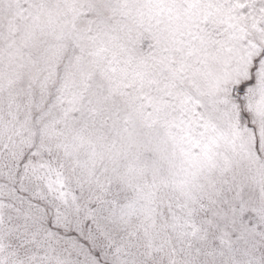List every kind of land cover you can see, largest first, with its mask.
I'll list each match as a JSON object with an SVG mask.
<instances>
[{"label": "snow or ice", "instance_id": "1", "mask_svg": "<svg viewBox=\"0 0 264 264\" xmlns=\"http://www.w3.org/2000/svg\"><path fill=\"white\" fill-rule=\"evenodd\" d=\"M0 264H264V0H0Z\"/></svg>", "mask_w": 264, "mask_h": 264}]
</instances>
